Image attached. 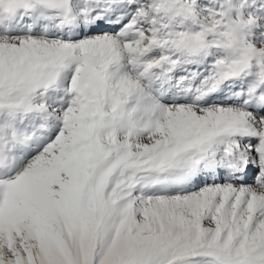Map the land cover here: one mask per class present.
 Segmentation results:
<instances>
[{"label":"snow or ice","instance_id":"obj_1","mask_svg":"<svg viewBox=\"0 0 264 264\" xmlns=\"http://www.w3.org/2000/svg\"><path fill=\"white\" fill-rule=\"evenodd\" d=\"M0 264H264V0H0Z\"/></svg>","mask_w":264,"mask_h":264}]
</instances>
